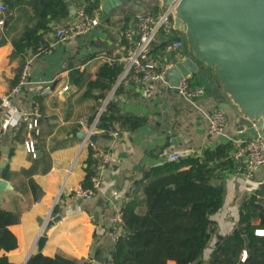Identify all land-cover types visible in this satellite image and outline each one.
Masks as SVG:
<instances>
[{
    "label": "crops",
    "instance_id": "obj_1",
    "mask_svg": "<svg viewBox=\"0 0 264 264\" xmlns=\"http://www.w3.org/2000/svg\"><path fill=\"white\" fill-rule=\"evenodd\" d=\"M81 1L70 5L76 8ZM36 13L28 5L22 10L15 8L10 19L0 25V97L18 84L22 67L29 61L27 83L11 103L20 112L39 114L35 155L24 147V141L34 134L26 123L18 129H0V178L10 186L0 189V207L19 215L18 222L9 226L16 247L2 250L0 255L14 264H25L36 253L110 264L114 244L111 217L125 205L126 198L142 194L145 171L168 160L171 153H179L182 158L199 156L206 149L230 141L239 131L236 115L232 109L226 110L228 121L223 134L210 135L206 117L217 102L209 91L193 106L175 90L153 82L151 96L142 97L139 85L129 76L120 79L121 74L104 98H99L98 90L87 93L88 80L103 63L120 62L124 53L122 25L98 26L84 37L52 47L48 46V31L39 53L14 55L13 38L35 22ZM160 42L161 34L153 46ZM171 57L161 50L149 55L158 69L165 65L169 68ZM109 100L116 102L119 114L143 122L130 130L117 124L115 129H121L117 138L93 132L91 135H97V139L92 144L91 135L87 138L88 129ZM1 120L0 110V125ZM90 148L91 153L107 151L111 160L99 173L100 188L94 197L76 199L68 189L86 186ZM96 164L90 168L93 170ZM222 179L224 200L211 216L216 233L203 252L205 260L216 240L236 226L244 199L264 183V167L256 170L252 179L235 174L233 169L225 171ZM41 237L45 241L40 246Z\"/></svg>",
    "mask_w": 264,
    "mask_h": 264
},
{
    "label": "trees",
    "instance_id": "obj_2",
    "mask_svg": "<svg viewBox=\"0 0 264 264\" xmlns=\"http://www.w3.org/2000/svg\"><path fill=\"white\" fill-rule=\"evenodd\" d=\"M6 10L1 15L4 21L10 12L25 5L36 13L35 22L13 38L14 55L37 54L45 46L43 35L50 31L52 21H67L69 5L75 0H2ZM88 10L97 8L99 0H82ZM127 22L122 24V27ZM175 36L178 32L174 31ZM174 36V37H175ZM153 47V48H152ZM152 52L164 49V42L152 45ZM123 70V63H103L95 76L88 80L87 93L99 91L104 98L115 85ZM206 90L209 91L206 86ZM143 122L117 112L116 102L109 100L100 113L96 129L105 136L118 124L124 129H133ZM232 142L219 143L214 149H206L202 155L166 160L148 168L144 173L143 191L133 196L124 205L122 234L114 240L110 264H264V183L242 202L236 226L228 234L219 237L205 260L203 252L216 233L211 216L223 204L224 186L222 174L232 170ZM86 167L84 185L89 184L93 174L90 168L97 159L92 149ZM18 213L0 207V252L16 247V238L9 226L18 222ZM245 250H249L243 258ZM0 264H14L5 255H0ZM25 264H91L89 260L36 253Z\"/></svg>",
    "mask_w": 264,
    "mask_h": 264
},
{
    "label": "water",
    "instance_id": "obj_3",
    "mask_svg": "<svg viewBox=\"0 0 264 264\" xmlns=\"http://www.w3.org/2000/svg\"><path fill=\"white\" fill-rule=\"evenodd\" d=\"M99 2L104 16L99 27L121 26L156 8H171L165 27L179 33L185 54L182 60L170 59L167 79L172 89L182 79L207 86L216 108L233 110L238 130L264 138V0ZM69 9L72 15L75 6ZM96 139L95 134L89 137L92 144ZM3 187L10 186L0 178ZM44 241L41 237L38 244Z\"/></svg>",
    "mask_w": 264,
    "mask_h": 264
},
{
    "label": "built area",
    "instance_id": "obj_4",
    "mask_svg": "<svg viewBox=\"0 0 264 264\" xmlns=\"http://www.w3.org/2000/svg\"><path fill=\"white\" fill-rule=\"evenodd\" d=\"M6 7L0 0V25L3 24L2 14ZM171 16V8H156L153 12H148L142 16L132 17L121 31V37L124 40V53L119 58L123 63V70L120 79L130 77L140 87L142 97L151 96L153 89L152 83L157 82L161 86L172 89L167 79L168 66L165 65L158 69L155 61L149 59L150 50L159 34L161 41L164 42V53L171 54L177 60L185 58L182 40L179 35L175 36L174 30L166 29V24ZM103 18V11L99 5L97 8L88 10L87 4L81 2L74 10L72 17L67 20H57L50 23L49 47L68 41L77 37H84L93 29L97 28ZM175 36V37H174ZM30 64L27 61L21 70L18 84L9 92L0 97V110L2 111V120L0 129L6 131L9 128L18 129L22 123H26L27 128L34 130L33 136L30 135L24 141L26 151L35 155L36 146L34 135L37 134L38 112L26 113L20 112L11 103V98L20 94L23 85L27 83V74ZM178 96L184 101L195 106L196 101L205 96L207 91L205 86L192 85L188 79H182L175 87ZM101 113V112H100ZM100 113L95 117L93 123L88 129L87 138L93 132H103L96 130ZM207 131L210 135L223 134L228 116L226 110L214 108L207 114ZM86 123V122H85ZM121 129L116 128L108 134L110 137L117 138ZM232 150L231 156L234 160L233 171L246 179H252L256 170L264 167V138L258 133L251 136L245 130L236 132V136L231 138ZM92 156L97 159V164L93 167V174L89 178L88 186H73L68 189L72 197L76 199L89 200L94 197L100 188V175L102 169L110 162V155L105 150H95ZM179 153H171L168 160H179ZM63 187L60 189L61 193ZM129 197L125 199V204ZM124 206L114 211L111 221L113 224L112 237L116 240L122 234ZM262 231H256V234H262ZM245 253L243 254V258Z\"/></svg>",
    "mask_w": 264,
    "mask_h": 264
}]
</instances>
